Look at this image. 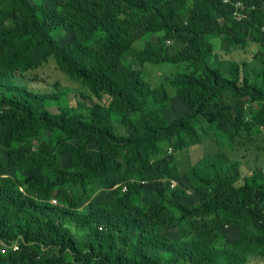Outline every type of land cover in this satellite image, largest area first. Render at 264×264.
Returning <instances> with one entry per match:
<instances>
[{
    "label": "trees",
    "instance_id": "1",
    "mask_svg": "<svg viewBox=\"0 0 264 264\" xmlns=\"http://www.w3.org/2000/svg\"><path fill=\"white\" fill-rule=\"evenodd\" d=\"M241 1L254 9L238 21L224 0H0V264L264 259V170L244 176L219 154L184 172L185 183L177 156L164 154L165 145L178 152L202 143L206 125L229 144L263 132L264 54L253 81L244 77L240 86V65L224 74L215 48L223 39L264 50V0ZM60 33L70 39L62 42ZM148 34L159 35L164 51L137 48ZM166 41L181 49L171 53ZM39 49L86 88L78 106L65 91L31 86ZM140 61L182 70L154 87ZM170 88L185 112L167 125ZM154 181L163 191L141 207L137 183ZM190 192L202 200L186 204ZM227 227L239 238L225 246ZM171 228L180 239L170 238Z\"/></svg>",
    "mask_w": 264,
    "mask_h": 264
},
{
    "label": "rangeland",
    "instance_id": "2",
    "mask_svg": "<svg viewBox=\"0 0 264 264\" xmlns=\"http://www.w3.org/2000/svg\"><path fill=\"white\" fill-rule=\"evenodd\" d=\"M49 2L52 3L53 0H49ZM225 2L234 4L237 1L225 0ZM57 37L62 42H67L70 39V36L66 33L57 34ZM214 42L216 53L219 55L220 62L224 67V74L229 75L230 65L232 62H235L241 67V81L239 80L240 86L244 84V77H247L249 82L253 81V69L262 67L263 65L262 56L264 54V50H260L254 43L247 46H231L229 43H225L223 39H216ZM166 43L172 48L170 51L171 53L177 52L181 49L180 46L176 45L173 41H166ZM150 47L160 51H164L165 49V46L159 42V35L157 34H148L137 44V48L140 50ZM35 57L37 61H41L42 63L32 74H30V78L35 80L31 86L49 92L65 91L68 93L72 106H78L82 93L87 94V90L83 84L79 81L71 79L59 68L55 60L44 61V53L42 50L39 49L36 51ZM138 67L142 69L144 77L150 81L154 87L162 84L163 82L169 83V79L173 78L178 71L182 70V67L175 65L162 64L157 66L155 63H146L145 61H140ZM170 91H173V97L169 106L164 109L165 121L167 125L172 124L176 118L185 112V105L174 93V91H176L175 88H170ZM224 98L230 101L232 98L231 93L226 92L224 94ZM87 101L92 104L98 102L97 99L92 97ZM249 105L250 99H243V102L240 105V110L246 111ZM78 111L84 113L87 112L85 108H80ZM206 128L209 131V135L203 137L202 143L192 145L191 147L178 152L172 145L164 146V154L166 156H170L171 154L177 156L180 170L183 172L182 179L185 183H188V179L184 175V172L186 173L193 166L204 168L208 160L215 158L219 154L224 156L225 161L240 165L241 172L244 176L249 175L253 172V170L259 168L264 170V151L260 149L264 140L263 126H261L263 132H255L253 135L244 134L243 136L238 137L232 144H229L228 140L221 137L222 133L219 130H215L207 125ZM1 160H5L4 150L1 152ZM39 171L40 169H37L35 172ZM18 175L24 180L31 179L32 177V174L26 172H18ZM171 183L172 188L178 186V182L176 180H171ZM137 187L139 190L138 194L140 197L141 207L145 205V200L148 199L151 194H153L152 197L158 196L161 194V191H163V186L160 181L150 182L148 186L138 182ZM127 189V187L124 188L125 191ZM92 200L97 202L98 196L93 197ZM200 200H202V197L198 196L195 192H190L187 196L186 204L195 205ZM85 207L86 205L83 209ZM73 230L77 232V234H80L76 231V228L73 227ZM224 235L225 236L221 244L225 246H227L230 241L239 238L237 229L232 227H227L224 230ZM170 238L174 240L180 239L177 229H170ZM252 264H264V259L256 260Z\"/></svg>",
    "mask_w": 264,
    "mask_h": 264
},
{
    "label": "built area",
    "instance_id": "3",
    "mask_svg": "<svg viewBox=\"0 0 264 264\" xmlns=\"http://www.w3.org/2000/svg\"><path fill=\"white\" fill-rule=\"evenodd\" d=\"M225 2V0H224ZM225 3H228V2H225ZM234 6V9H233V16L236 20L240 21L242 19H245L248 17V14L251 12V10L254 9V6H249L248 4L244 3L243 1L241 0H237V2H235L233 4ZM262 31L264 32V25L261 27ZM0 115H1V112H0ZM1 124V123H0ZM54 203H57V201H53ZM2 251L3 253H7L9 251V246L7 245H2ZM14 250H19L20 246L15 243L14 246H13Z\"/></svg>",
    "mask_w": 264,
    "mask_h": 264
},
{
    "label": "clouds",
    "instance_id": "4",
    "mask_svg": "<svg viewBox=\"0 0 264 264\" xmlns=\"http://www.w3.org/2000/svg\"><path fill=\"white\" fill-rule=\"evenodd\" d=\"M124 188H126V186H125ZM127 188H128V187H127ZM127 190H128V189H127ZM127 190H126V191H127Z\"/></svg>",
    "mask_w": 264,
    "mask_h": 264
}]
</instances>
